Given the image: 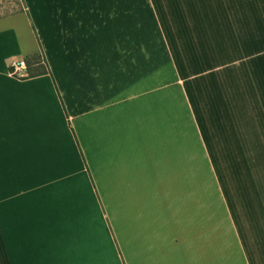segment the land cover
<instances>
[{"label": "crops", "instance_id": "1", "mask_svg": "<svg viewBox=\"0 0 264 264\" xmlns=\"http://www.w3.org/2000/svg\"><path fill=\"white\" fill-rule=\"evenodd\" d=\"M23 2L0 264H109L108 211L119 264H264V0ZM37 49L48 71L13 75Z\"/></svg>", "mask_w": 264, "mask_h": 264}, {"label": "rangeland", "instance_id": "2", "mask_svg": "<svg viewBox=\"0 0 264 264\" xmlns=\"http://www.w3.org/2000/svg\"><path fill=\"white\" fill-rule=\"evenodd\" d=\"M30 15L35 16L33 10L30 11ZM32 18L35 19V17H32ZM35 22H34V25H36ZM14 26L17 27L18 31L21 34L22 32L23 34L26 33L30 26L28 25V15L26 13L25 4L23 0H0V33L11 32L9 31V29L14 28ZM22 38L24 39L25 35H22ZM39 51H40L39 49L35 50L33 54L27 56V58L25 59L28 61L34 60L38 62V64H41L40 68H43L44 67L43 57L41 56V53ZM34 71H36V69L32 70V72ZM96 182L97 180H95L94 199L99 204H101L103 201L102 191L100 188H98ZM103 205L106 208V204L104 201H103ZM105 212L107 214L106 210ZM108 212H109V215H107L108 219L107 218L106 219L109 222L110 239H111L109 243L108 260H109V264H119L118 258H117V248H118L117 247V227L114 226L115 224H113L115 222L113 213L110 211ZM121 262H122V259H121ZM125 264H128V262Z\"/></svg>", "mask_w": 264, "mask_h": 264}, {"label": "trees", "instance_id": "3", "mask_svg": "<svg viewBox=\"0 0 264 264\" xmlns=\"http://www.w3.org/2000/svg\"><path fill=\"white\" fill-rule=\"evenodd\" d=\"M41 53V51H39ZM34 53V52H33ZM31 53V54H33ZM31 54H28L24 57V60L26 61V69H27V74L26 75H35V74H41V73H45L48 71L47 69V66L46 64L44 63V67L43 68H40V65L41 64H38V62L36 61H28L26 60L25 58H27V56L31 55ZM41 56L43 57L42 53H41ZM43 61H44V58H43ZM34 67V68H32ZM33 69H36V71L32 72Z\"/></svg>", "mask_w": 264, "mask_h": 264}, {"label": "built area", "instance_id": "4", "mask_svg": "<svg viewBox=\"0 0 264 264\" xmlns=\"http://www.w3.org/2000/svg\"><path fill=\"white\" fill-rule=\"evenodd\" d=\"M26 62L24 59H19L11 64V73L15 76H24L27 74Z\"/></svg>", "mask_w": 264, "mask_h": 264}]
</instances>
